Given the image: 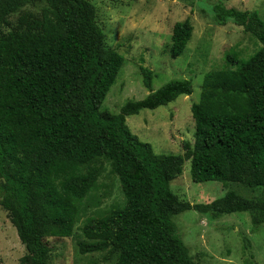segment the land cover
Wrapping results in <instances>:
<instances>
[{
	"label": "trees",
	"instance_id": "obj_1",
	"mask_svg": "<svg viewBox=\"0 0 264 264\" xmlns=\"http://www.w3.org/2000/svg\"><path fill=\"white\" fill-rule=\"evenodd\" d=\"M37 4L38 12L25 9ZM211 14L219 25L243 26L261 47L247 59L229 51V67L205 75L201 98L191 106L194 142L184 141L182 154H160L132 132L127 116L191 95V79L173 78L153 90V70L142 64L151 92L117 113L102 110L125 57L108 47L96 6L90 0H0V205L25 245L20 264H50L45 239L73 235L102 174L99 158L111 162L124 200L87 219L77 241L82 254L107 250L115 264H195L175 214L194 209L218 218L249 211L255 226L264 223V199L231 189L192 203L171 188L185 160L195 182L264 187V17L222 0ZM193 31L190 18L174 24L172 58L185 52Z\"/></svg>",
	"mask_w": 264,
	"mask_h": 264
},
{
	"label": "rangeland",
	"instance_id": "obj_2",
	"mask_svg": "<svg viewBox=\"0 0 264 264\" xmlns=\"http://www.w3.org/2000/svg\"><path fill=\"white\" fill-rule=\"evenodd\" d=\"M90 1L97 8L98 22L106 34L108 47L117 49L125 57L102 110L117 113L128 100L142 99L151 92L143 82L142 64L153 70V90L173 78L192 80L191 95H181L167 105L127 116L132 132L151 143L155 152L182 154L184 141L195 139L191 106L201 98L205 75L228 68L229 51L236 50L241 59H247L261 47V42L234 22L217 24L211 7L219 0ZM222 1L228 7L258 10L264 17V0ZM41 6L27 5L25 9L38 12ZM186 18L194 25L192 38L185 52L172 58L169 49L173 26ZM95 164L102 165V174L84 200L73 235L45 239L51 247L50 264L116 263L107 250L82 254L77 246V241L84 238L82 227L88 218L105 215L124 200L120 178L111 162L99 158ZM171 188L181 199L192 203L211 202L231 189L246 197L264 199L262 186L253 190L234 181L195 182L190 160H185L183 173L171 182ZM173 221L178 235L189 246L195 264H264V223L255 226L249 211L212 218L190 209L175 214ZM25 253L16 227L0 205V264H20Z\"/></svg>",
	"mask_w": 264,
	"mask_h": 264
}]
</instances>
